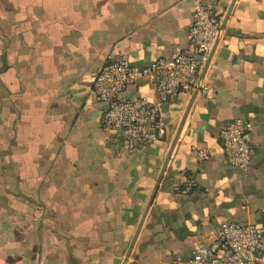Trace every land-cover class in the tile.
I'll use <instances>...</instances> for the list:
<instances>
[{
	"label": "crops",
	"instance_id": "crops-1",
	"mask_svg": "<svg viewBox=\"0 0 264 264\" xmlns=\"http://www.w3.org/2000/svg\"><path fill=\"white\" fill-rule=\"evenodd\" d=\"M196 1L0 0V264H122L189 104L125 264H187L223 221L264 226V0H203L222 30L201 87L162 105L164 138L126 153L99 127L95 72L187 49ZM119 97L158 101L146 79ZM237 117L252 122L246 178L218 139Z\"/></svg>",
	"mask_w": 264,
	"mask_h": 264
},
{
	"label": "built area",
	"instance_id": "built-area-1",
	"mask_svg": "<svg viewBox=\"0 0 264 264\" xmlns=\"http://www.w3.org/2000/svg\"><path fill=\"white\" fill-rule=\"evenodd\" d=\"M221 23L210 3L197 0L191 14L187 49L146 65H135L124 54L110 55L95 72L91 85V92L103 104L99 117L103 136L119 144L126 153L164 138L167 120L162 105L179 93L189 94L196 89L200 70L208 61ZM140 79L155 86L157 102L119 97ZM251 129V120L237 117L224 122L218 134L225 160L242 178L249 175L255 154ZM198 155L205 159L209 153L201 150ZM187 190L188 186L183 191ZM185 261L187 264H264V226L223 221L214 239L198 241Z\"/></svg>",
	"mask_w": 264,
	"mask_h": 264
},
{
	"label": "water",
	"instance_id": "water-1",
	"mask_svg": "<svg viewBox=\"0 0 264 264\" xmlns=\"http://www.w3.org/2000/svg\"><path fill=\"white\" fill-rule=\"evenodd\" d=\"M233 1H234V0H233ZM221 30H222V23H221V26H220V33H221ZM220 33H219V35H220ZM219 35H218V37H219ZM218 37H217V39H218ZM217 39H216V40H217ZM200 86H201V78L199 77V79H198V83H197V86H196V89H195V90H198V89L200 88ZM195 90H194V91H195ZM189 107H190V104H189L188 107L186 108L185 113H184V115H183V117H182V120H181V122H180V124H179V126H178V128H177V131H176V133H175V136H174V138H173V141L171 142V145H170V147H169L168 153H167L166 158H165V160H164L163 166H162V168H161V170H160V173H159V175H158V177H157V180H156L155 186H154V188H153V190H152V192H151V195H150L149 200H148V202H147L146 208H145V210H144V212H143V214H142V216H141V219H140V221H139V223H138V225H137V228H136V230H135V232H134V235H133V237H132V239H131V241H130V244H129L128 249H127V252H126V256H125V258L123 259L122 264H125L126 261H127V257L129 256V253L131 252V249H132V247H133V244H134V242H135V240H136V238H137V236H138V233H139L140 228H141V226H142V223H143V220H144V218H145V215L147 214V211H148V209H149V207H150V205H151V203H152V201H153V198H154V196H155V193H156V191H157V189H158V185H159V183H160V181H161V179H162L163 172H164V170H165V167H166L167 161L169 160V157H170L171 151L173 150L174 144H175V142H176V140H177V137H178L179 132H180V129H181V127H182L183 121H184L185 116H186V114H187V112H188V110H189Z\"/></svg>",
	"mask_w": 264,
	"mask_h": 264
}]
</instances>
